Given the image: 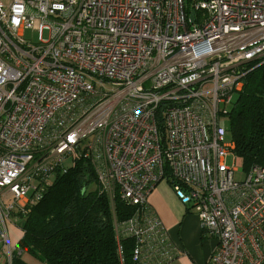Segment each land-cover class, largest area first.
Returning <instances> with one entry per match:
<instances>
[{
    "label": "built area",
    "instance_id": "built-area-1",
    "mask_svg": "<svg viewBox=\"0 0 264 264\" xmlns=\"http://www.w3.org/2000/svg\"><path fill=\"white\" fill-rule=\"evenodd\" d=\"M263 61L264 0L0 3L6 263L21 253L8 227L71 156L91 164L110 199L136 206L114 224L118 241L133 237L136 264L177 252L147 204L166 169L175 196L217 240L206 264H264V166L242 169L225 119L248 66Z\"/></svg>",
    "mask_w": 264,
    "mask_h": 264
},
{
    "label": "trees",
    "instance_id": "trees-1",
    "mask_svg": "<svg viewBox=\"0 0 264 264\" xmlns=\"http://www.w3.org/2000/svg\"><path fill=\"white\" fill-rule=\"evenodd\" d=\"M241 82L225 119L228 139L234 143L242 169L248 170L264 166V61L249 65ZM165 178L172 185L177 182L169 169ZM92 181L95 187L88 190ZM136 210L119 195L110 199L100 191L91 164L75 158L64 172L55 171L42 198L24 215L17 241L21 253L12 255L11 264H31L23 252L45 264H136L133 237L118 241L114 230L115 222L121 223Z\"/></svg>",
    "mask_w": 264,
    "mask_h": 264
},
{
    "label": "crops",
    "instance_id": "crops-1",
    "mask_svg": "<svg viewBox=\"0 0 264 264\" xmlns=\"http://www.w3.org/2000/svg\"><path fill=\"white\" fill-rule=\"evenodd\" d=\"M147 200L148 207L166 228L169 240L177 247L173 259L165 264H206L217 240L202 231L196 214L160 182L151 189Z\"/></svg>",
    "mask_w": 264,
    "mask_h": 264
},
{
    "label": "rangeland",
    "instance_id": "rangeland-1",
    "mask_svg": "<svg viewBox=\"0 0 264 264\" xmlns=\"http://www.w3.org/2000/svg\"><path fill=\"white\" fill-rule=\"evenodd\" d=\"M11 0H0V3L3 5V6H8L10 4ZM27 37H30L31 40H36V33L35 32H27L26 33ZM107 86L104 87V89H106ZM241 89V88H240ZM236 93H234V96H235ZM230 109V108H229ZM71 156H67L65 157L64 159V164L65 165H70L71 164ZM229 164V161L227 162ZM161 185H166L168 188H170L172 190V187H171V184L167 181L166 178L162 179L160 181ZM95 187V182L92 181L91 183H89L88 185V190L92 189ZM14 218L12 217V220ZM23 222V217H18L17 215V218H16V222L9 226L8 227V231H9V238H10V241L12 243H16L20 237L22 236V232H21V223ZM4 255L2 254L1 252V243H0V264H2L5 260V258L3 257ZM22 257L27 260L28 262H30L31 264H45L44 262H41V260L29 255L28 253L26 252H23L22 253Z\"/></svg>",
    "mask_w": 264,
    "mask_h": 264
},
{
    "label": "water",
    "instance_id": "water-1",
    "mask_svg": "<svg viewBox=\"0 0 264 264\" xmlns=\"http://www.w3.org/2000/svg\"><path fill=\"white\" fill-rule=\"evenodd\" d=\"M192 18H193V11H190V15H189L190 21H192Z\"/></svg>",
    "mask_w": 264,
    "mask_h": 264
}]
</instances>
